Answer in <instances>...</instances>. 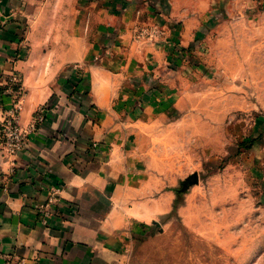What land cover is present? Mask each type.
I'll use <instances>...</instances> for the list:
<instances>
[{
  "label": "rangeland",
  "instance_id": "1",
  "mask_svg": "<svg viewBox=\"0 0 264 264\" xmlns=\"http://www.w3.org/2000/svg\"><path fill=\"white\" fill-rule=\"evenodd\" d=\"M161 1L44 0L33 38L44 32L46 48L47 24L67 44L81 30L84 49L105 33L98 58L127 61L120 91L126 76L159 77L145 87L156 97L116 102L133 108L126 137L146 199L163 204L132 224L129 264H264V0Z\"/></svg>",
  "mask_w": 264,
  "mask_h": 264
},
{
  "label": "crops",
  "instance_id": "2",
  "mask_svg": "<svg viewBox=\"0 0 264 264\" xmlns=\"http://www.w3.org/2000/svg\"><path fill=\"white\" fill-rule=\"evenodd\" d=\"M43 3L0 0V122L17 101L22 124L37 123L14 154L0 134V264H129L132 224L152 220L163 204L146 199L126 137L124 115L133 108L116 102L156 97L145 87L159 77L126 76L120 91L116 70L127 61H119L121 52L114 62L98 58L99 48L109 53L108 43L98 42L105 33L83 49L81 30L67 44L61 29L47 24L46 48L44 32L35 42L34 19L45 14L32 9ZM53 17L46 12V20ZM50 30L57 43L47 41ZM15 76L22 94L10 90ZM136 83L143 88L134 91Z\"/></svg>",
  "mask_w": 264,
  "mask_h": 264
},
{
  "label": "built area",
  "instance_id": "3",
  "mask_svg": "<svg viewBox=\"0 0 264 264\" xmlns=\"http://www.w3.org/2000/svg\"><path fill=\"white\" fill-rule=\"evenodd\" d=\"M10 84V90L13 93L22 94V84L20 79L15 76ZM46 115V108L41 107L38 111V118ZM37 123L34 120L28 126H24L20 119V108L17 101L10 108L3 120L0 122V134L2 142L6 151L10 154H14L16 151L26 146L29 140L30 134L36 130Z\"/></svg>",
  "mask_w": 264,
  "mask_h": 264
},
{
  "label": "water",
  "instance_id": "4",
  "mask_svg": "<svg viewBox=\"0 0 264 264\" xmlns=\"http://www.w3.org/2000/svg\"><path fill=\"white\" fill-rule=\"evenodd\" d=\"M198 180H199L198 175L195 174V175L189 177V178L186 180V183H185V184H186V185H190V184H192V183H194V182H198Z\"/></svg>",
  "mask_w": 264,
  "mask_h": 264
}]
</instances>
